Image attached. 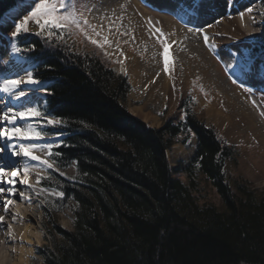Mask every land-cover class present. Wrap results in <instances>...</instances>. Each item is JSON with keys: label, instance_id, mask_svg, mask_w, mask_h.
<instances>
[{"label": "trees", "instance_id": "obj_1", "mask_svg": "<svg viewBox=\"0 0 264 264\" xmlns=\"http://www.w3.org/2000/svg\"><path fill=\"white\" fill-rule=\"evenodd\" d=\"M23 1L0 0V17ZM35 33L14 42L35 46L18 55L49 90L45 111L65 122L52 129L63 133L56 165L75 171L73 181L53 175L61 187L42 183L73 204L71 231L59 227L57 210L42 208L45 231L62 238L40 251L43 264H264V190L232 176L234 146L194 112L191 98L179 119L149 127L128 112L132 86L107 57L71 37ZM191 136L184 182L172 176L166 151ZM206 186L219 205L200 195Z\"/></svg>", "mask_w": 264, "mask_h": 264}, {"label": "rangeland", "instance_id": "obj_2", "mask_svg": "<svg viewBox=\"0 0 264 264\" xmlns=\"http://www.w3.org/2000/svg\"><path fill=\"white\" fill-rule=\"evenodd\" d=\"M203 1L205 2L206 0ZM245 1L234 0L232 7H228V0H222L217 5L215 4L214 7H211L212 9L214 8L213 10H216V14L213 13V16H216L215 21H211L209 25H211L212 30L218 29V26L219 29L222 30V27L224 28V25L226 22L228 23L229 19L237 17V15L242 12L248 13L247 9L251 8L252 12H249V15L255 20H259L257 25L252 28H259L261 30L256 33L251 32L249 34L233 35L235 26H232L233 20H231L227 28V31L231 32V34L220 31L217 32V34H219L216 37L217 34L215 33L214 38L216 37V40L215 44H213L215 48L214 50L210 49L209 52H206L205 58L208 62L209 69L218 77L224 79V83L228 85L229 89L237 97L238 105L241 107L240 109L243 111L246 119L251 122L257 130H259V128L262 129L264 138V118L262 116V118H259L258 114L254 116L252 107H248L250 100L249 96L253 94L264 110V62H261V57L264 53V48L262 46L264 45V36L262 35V31L264 30V9L259 4V0ZM83 2L87 3L89 7H94L95 5V0H83ZM31 4L32 0L24 1L15 11L5 16L4 19L6 23H0V41L10 49L11 43L14 42L11 36L12 32L15 31V23H13V20L18 23L24 16L28 15L30 11L29 5ZM128 5L129 7H126L127 14L137 19L135 23L137 28L136 34L132 32V26L111 24L95 16L92 11L91 13H86L85 17L91 25L95 26L99 35L91 32V30H89V35L92 39H96L103 47L93 45L90 40L85 39L83 33L74 35L70 39L73 40L77 47H83L87 50L104 55L109 59L113 67L116 68V74L127 76L132 86L126 99L127 110L149 127L159 128L165 121L174 122L179 119V107L184 100L190 97L194 112L200 118L204 119L207 126H212L227 143L234 146L236 162L230 167L232 176H241L252 189L263 191L264 139L262 140L256 135H253V133L237 126L236 121L238 118L225 110L227 105L225 103L227 102L226 100L214 101L213 85L211 80L208 81V78H206L208 74L204 72V68L202 69L203 71L199 72L192 66L179 65L181 72L176 75L175 73L178 66L170 62V59H168L169 63L167 69L165 68L164 60L162 59L159 61V54L161 55L163 49L159 42V33L156 31V28H161L160 30L165 34L163 38L167 40L169 48L170 39L172 38L171 32L175 29L174 26L177 18H185L190 22L189 24H192L199 17V13L185 6L174 7L171 5L169 7L158 6L159 8H150L142 5L136 6L133 3ZM27 27L29 28L28 32L40 31L34 21H29ZM187 27L189 28V26L186 25L185 28L187 29ZM190 28L196 29L194 27ZM198 28L205 29L208 28V26H200ZM137 34H139L141 38L143 36L147 38L150 41L149 43L153 46L152 50L155 52H150L143 48L136 49V43L134 41L137 39L140 40ZM195 34H198V32L195 31ZM191 35L192 34L187 37L188 40L191 39ZM105 38L109 41L108 44L104 43ZM255 48L257 49L256 52H254ZM237 49L244 52L247 55V59H242L240 67L226 70L225 65L236 63L230 54L235 53ZM17 56L18 54H15L16 61L19 60L17 63L20 65L22 64L19 67V70H22L20 73L23 74L24 69L30 70L28 63ZM129 61H131L133 65L139 62L147 66L146 72H142L143 81L136 82L131 78V71L125 67ZM249 61H251L250 65H256L257 71L253 72L248 68L249 66L245 67V65H249ZM2 66L3 57L0 56V69ZM241 68H244V70L241 71ZM245 72H247V74H245ZM21 74L18 73L17 75ZM233 79L237 82L234 83ZM160 83H162V85H159ZM156 85H159V87H156ZM246 89H251V91H246ZM29 101L37 103L41 109L45 111V94L42 93L38 98L36 96L28 97L27 101L23 102ZM249 111L252 113L253 117ZM48 132L49 134L54 133L52 128H49ZM194 146L195 138L191 136L186 145L174 143L167 149L166 156L169 166L173 171V177L179 178L185 182L182 169L189 162L193 154ZM18 164H21V162L18 161L17 165ZM38 171V174L45 178L42 182H48L57 187L61 186L54 180V174L61 176L67 181H73L75 174L72 166L63 170L55 165L54 170L39 169ZM61 173H63V175H61ZM49 176L51 179H48ZM35 181L33 185L36 190L30 189L29 192L28 198L30 203L28 204L23 199L20 200V198H18L16 200L14 199L15 202L12 205L16 210L20 207L27 206L29 214L35 218L41 226V241L34 247L27 264H43L40 251L51 250L54 243H58L62 240L59 234L50 235L45 231L42 208L46 207L57 210L55 218L62 230L71 231L73 229L72 213L70 209L73 204L69 201L66 202L65 198L60 199L57 196V193L60 191L59 189L52 187L45 188L41 185L42 182L37 185V176ZM41 189L46 191H41ZM37 193H39V195ZM200 195H203L205 197L204 199L216 205L220 203L219 197L212 187L206 186L205 190H203ZM6 220L7 225H11V227L15 226L13 220L10 221L8 217ZM7 225L5 230L7 229ZM8 246H11L9 250L15 247L13 243H9ZM9 260H11V258Z\"/></svg>", "mask_w": 264, "mask_h": 264}, {"label": "snow or ice", "instance_id": "obj_3", "mask_svg": "<svg viewBox=\"0 0 264 264\" xmlns=\"http://www.w3.org/2000/svg\"><path fill=\"white\" fill-rule=\"evenodd\" d=\"M29 7L28 15L24 16L18 23L13 20L15 31L11 34L12 41H15L21 34L28 33L29 28L27 25L29 21H34L40 29V31L35 33L37 36L55 37L57 40H63L66 43L68 38L83 33L85 39L90 40L93 45L103 47L89 35V30L96 35H99V32L85 17V14L91 13L94 7H89L83 0H32V4ZM185 7L199 12L203 7V0H186ZM247 11L252 12V9L248 8ZM241 16H243V13H241ZM0 23H6L5 19L0 17ZM208 26L211 27V25ZM193 30L198 33L204 32L202 28H189V31ZM156 31L159 33L158 39L163 49L161 55L167 69L169 63L167 40L163 38L165 34L160 29H156ZM204 42L211 50H214L215 46L211 43V38L206 33H204ZM104 43H109L107 38H105ZM34 47L33 45L31 48H21L15 42L11 43L13 54L32 51ZM230 55H232L236 63L225 65L226 70L240 67L242 59H247V55L239 49ZM261 62H264V55L261 57ZM248 64L250 65L251 61ZM247 66L245 65V67ZM243 70L244 68H241V71ZM251 70L255 72L258 69L256 65H251ZM233 82L236 83L237 81L233 79ZM42 84L43 82L37 78L35 73L28 69L23 70V75L4 78L0 81V93H4L7 98V102L4 98H0V104H3V107L0 108V140L7 143V148L13 157H21L24 161L22 168L12 166L9 170L4 166H0V183L4 182L3 177L7 175L8 180L6 182L9 185L8 188L0 187V196L4 197L2 206L5 214L9 213V206L15 202L14 197L18 195L20 199L26 198L24 191H19L15 187L17 183L16 177L23 173L24 178L19 180V183L26 185L28 188H33L28 180L30 172L34 171L37 165L41 170H54V166L57 163L56 158L62 155L55 149L63 144V133L56 131L53 134H49L48 132L49 128L56 129L64 126L65 122L62 119L53 118L51 113L42 110L34 102H26L20 107L12 106L15 102L27 101L29 95H35L37 92L45 95L49 94V90L42 87ZM246 91H251V89H246ZM261 115H264V113H261ZM4 151L5 148L0 147V153ZM38 152L45 153L46 158L42 159L40 155L35 154ZM29 161L35 163H29ZM44 179V177L37 174V184ZM48 179H51V177L49 176ZM41 191L46 190L41 189ZM37 194L39 195V193ZM57 196L60 199H64V191H59ZM18 218L23 221L19 214H12L11 216L13 221ZM4 220L5 215H0V224ZM7 228L9 239H15L12 235L11 225H7Z\"/></svg>", "mask_w": 264, "mask_h": 264}, {"label": "bare ground", "instance_id": "obj_4", "mask_svg": "<svg viewBox=\"0 0 264 264\" xmlns=\"http://www.w3.org/2000/svg\"><path fill=\"white\" fill-rule=\"evenodd\" d=\"M220 1L222 0H206L205 2L203 1L204 2L203 7L198 12L199 17L192 24H189L190 22L187 21V19L185 18H177L176 24L174 26L175 29L173 30V32H171L172 38L170 39L171 41L170 47L168 48V59H170V62H173L174 65L176 64L178 66L176 73H175L176 75H178V73L181 72V68L179 67V65H183V66L188 65L189 67L192 66L195 70L199 72L203 71L202 69L204 68V72H207L208 74L206 75V78H208V81L211 80L212 85H213V89H214L213 95L215 99L214 101L226 100L227 102L225 103L227 105L225 107V105L223 104V106L225 107V110L228 113H231L235 117L238 118V120L236 121L237 126H240L239 128H243V130L249 131L253 133V135H256L257 137L263 140L264 138L262 134V129L259 128V130H257V128H255V126H253V124L246 119V117L243 114V111L240 109L241 107H239L238 105L237 97L229 89L228 85L224 83L223 81L224 79L218 77L216 74H214L209 69V65L205 58V55L207 54L206 52L210 51V48L204 42V33H206L211 38L212 44H215V40H216L215 38L219 34V33L217 34V32L225 31V33L231 34V32L227 31L228 23L231 22V20H233L232 21L233 24L232 23L230 24H232V26H235L233 30L234 31L233 35L234 34H249L251 32L256 33L261 29L255 28L256 29L255 30L252 27L253 26L255 27L257 25V22H259V20H255L253 17H251L249 15V12L248 13L242 12L243 16H241V13H240L237 15V17L229 19L228 23L226 22V24L224 25V28L222 27V30L219 29V26H218V29L212 30V28L209 27L208 25L211 21H215L216 16H213V13L216 14V10H213L214 8L212 9L211 7H214V5L215 4L217 5ZM228 2H229L228 7L229 6L232 7L234 4V0H228ZM130 3H133L136 6L142 5V6H147L150 8H155V7L159 8L158 6H161V7H169L171 5H173L174 7L175 6H185L186 0H95L93 12L95 16L101 18L103 21H108L111 24H114V25L125 24L128 26H132V29H133L132 32L136 34L137 28H136L135 23L137 19L132 16H129L126 10V7H129L128 4ZM183 24L185 26L186 25L189 26V28L190 27L198 28L200 26H204V27L208 26V28H205L204 32L195 34L194 30L193 31L187 30L189 28L187 27L186 29ZM258 24H261V23H258ZM263 31H262V35L264 36ZM215 33L217 35L214 38ZM190 34H192L191 39L188 40L187 37ZM137 36L139 37L140 40L137 39L134 41L136 43L135 48L136 49L143 48V49H146L152 52L153 46L151 43H149L150 41L144 36L142 37L143 38L142 39L139 36V34H137ZM0 56L3 57V66L0 69V81H2L4 78L14 77L18 73L21 74L20 71L22 70H19L20 69L19 67L22 64L20 65L19 63H17L19 60L16 61L15 54H13L12 50L8 48L7 46H5L1 41H0ZM187 58H192V59H187ZM162 59H163V56L159 54V61ZM248 66H249L248 68L251 70V65H248ZM125 67L131 71L130 74L133 80H135L136 82L143 81L142 72L144 71L146 72V69H147L146 65H143L139 62L133 65L132 62L129 61ZM159 85H162V83H160ZM159 85H156V87L157 86L159 87ZM24 87H28V86H24ZM41 94H42L41 92H37L35 93V95H29L28 97L36 96L38 98L39 96H41ZM0 98H4L5 101L7 102V98L4 93H0ZM23 101L24 100L20 102H15L12 104V106L20 107L22 104L26 103ZM249 103L252 104L251 98L249 100ZM2 107H3V104H0V108ZM248 107H251V106L248 104ZM253 114L254 116H257L258 114L259 118H261L260 116L261 112L255 113L253 110ZM0 147L5 148V151L3 153H0V166H4L5 168L9 170L11 169L12 166H16L20 168L23 167V164H24L23 159L21 157H13L11 155V152L8 150L7 143L5 141L0 140ZM35 154L40 155L42 159L46 158L45 153L44 154L35 153ZM18 161L21 162V164L17 165ZM29 163H35V162L29 161ZM39 169L40 168L37 165L36 169L34 171H31L28 177L29 184H31L33 188H28L26 185L19 183V180L24 178L23 173H21L20 175L16 177L17 183L15 187L19 191H24L26 198L23 200L27 202L28 204L30 203V200L28 198L29 192H30V189H35L33 183L36 182L35 180L39 172L38 171ZM7 180H8V176L5 175L3 177L4 182L0 183V187L8 188L9 185L6 182ZM18 198L19 196L17 195L13 199L16 200ZM3 199L4 197L0 196V215H5L4 222L0 224V264H27L29 261V256L32 254L34 247L40 243L41 238H42L40 223L29 214V210L27 209L28 207L25 205H24L25 207H20L18 210H16L15 208H13L12 206L13 204H12L9 206V213L5 214L3 210V206H2ZM12 214H19V217H22L23 221H21L19 218L16 220V222L14 221L15 226L11 228H12V235L15 237V239L10 240L7 234L8 228L6 230L5 228L7 225L6 221L8 220V219L6 220V218L7 217L10 218V221H11ZM21 236H22V239H21ZM9 243H13L15 246L14 248H11V250H9V248L11 247V246H8ZM10 258L11 260H9Z\"/></svg>", "mask_w": 264, "mask_h": 264}]
</instances>
